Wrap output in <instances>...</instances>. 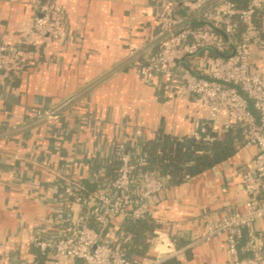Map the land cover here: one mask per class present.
<instances>
[{"label": "crops", "instance_id": "obj_1", "mask_svg": "<svg viewBox=\"0 0 264 264\" xmlns=\"http://www.w3.org/2000/svg\"><path fill=\"white\" fill-rule=\"evenodd\" d=\"M47 1L63 12L66 40L29 47L23 66L0 73V264H50L33 239L60 237L82 223L84 210L64 198L67 181L84 191L86 185V195L106 187L120 153L140 154V144L159 130L191 136L194 121L207 113L195 97L178 96L177 81L141 77L131 65L151 52L162 0ZM33 17L30 0H0V41L14 42ZM250 61L264 76L260 47H253ZM255 153V147L241 150L156 197L154 231L188 247L179 264H229L224 237L201 238L208 225L243 211L241 172ZM123 221H115L103 241L116 240ZM249 229L264 250V218ZM156 257L149 246L145 261Z\"/></svg>", "mask_w": 264, "mask_h": 264}, {"label": "built area", "instance_id": "obj_2", "mask_svg": "<svg viewBox=\"0 0 264 264\" xmlns=\"http://www.w3.org/2000/svg\"><path fill=\"white\" fill-rule=\"evenodd\" d=\"M30 5L34 11L30 28L12 43L0 41V73L8 67L23 66L29 47L34 49L50 41L63 43L67 38L58 6L47 0H30ZM181 7L187 20L179 23L172 0H162L158 37L151 52L134 57L131 65L141 77L177 81L179 97L193 96L206 108L205 119L193 123V139L210 143V132L219 134L237 125L241 139L236 153L255 147L251 163L241 172L247 195L243 211L234 210L208 225L201 239L224 237L229 264H264V250L256 246L258 237L249 229L257 219L264 218V76L250 66L252 49L260 43L254 16L264 7V0H247L240 10L229 0H184ZM30 36L38 41L28 39ZM194 59L198 61L193 63ZM223 111L224 123L220 121ZM169 187L166 177L147 168L142 151L138 155L122 152L108 186L86 195L79 182L69 180L65 184V200L84 210L82 223L60 237H35L32 246L39 255L49 258L50 264H161L177 260L188 247L179 246L176 238L164 233L154 231L149 241L157 255L153 261L130 262L120 242L98 238L113 219L150 221L156 197Z\"/></svg>", "mask_w": 264, "mask_h": 264}, {"label": "trees", "instance_id": "obj_3", "mask_svg": "<svg viewBox=\"0 0 264 264\" xmlns=\"http://www.w3.org/2000/svg\"><path fill=\"white\" fill-rule=\"evenodd\" d=\"M237 9H243L247 0H229ZM264 7L254 16V24L259 30V47L264 50ZM198 26V25H193ZM212 54V53H211ZM213 140L208 143L195 140L191 136L174 137L159 130L153 139L142 142L141 151L146 156L147 168L167 178L170 185H180L188 179L226 161L237 150L241 139V128L233 125L219 134L210 132ZM83 186V185H82ZM86 193L89 189L84 185ZM156 225L151 221L126 218L117 232L126 260L142 261L147 258L149 241ZM161 264H179L169 259Z\"/></svg>", "mask_w": 264, "mask_h": 264}, {"label": "water", "instance_id": "obj_4", "mask_svg": "<svg viewBox=\"0 0 264 264\" xmlns=\"http://www.w3.org/2000/svg\"><path fill=\"white\" fill-rule=\"evenodd\" d=\"M170 1V0H169ZM173 2V11H174V14L177 15V21L180 23L182 21V19H185L186 18V14L185 12L183 11L182 9V3L184 2V0H172ZM188 24H191L188 22ZM200 24H204V23H200ZM220 34L226 38V35L222 32H220ZM118 220H123L122 218H117V219H113L111 221H109L102 229L101 231L99 232V241H102L105 234L112 228L113 224L115 223V221H118ZM184 235V234H183ZM182 234L178 235L179 237L181 238H184L185 236H183ZM186 238V237H185ZM184 238V239H185ZM186 240V239H185Z\"/></svg>", "mask_w": 264, "mask_h": 264}]
</instances>
